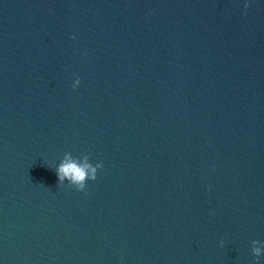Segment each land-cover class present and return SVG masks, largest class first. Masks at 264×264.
Segmentation results:
<instances>
[{
  "label": "water",
  "instance_id": "obj_1",
  "mask_svg": "<svg viewBox=\"0 0 264 264\" xmlns=\"http://www.w3.org/2000/svg\"><path fill=\"white\" fill-rule=\"evenodd\" d=\"M0 264H264V0H0Z\"/></svg>",
  "mask_w": 264,
  "mask_h": 264
},
{
  "label": "clouds",
  "instance_id": "obj_2",
  "mask_svg": "<svg viewBox=\"0 0 264 264\" xmlns=\"http://www.w3.org/2000/svg\"><path fill=\"white\" fill-rule=\"evenodd\" d=\"M247 7V5H245ZM75 39V37H73ZM80 83V79L77 77L73 84V89ZM102 163H96L93 165L89 162V156H84V162L80 163L76 159L70 158L69 154H66L64 161L55 169L58 182L60 184L64 183L65 180L68 181L70 186H75L78 191L86 192V185L88 180L95 181L97 177V170L102 168ZM260 243L258 240L253 241V245ZM222 246V245H221ZM253 255L259 259L261 256V249L259 247H253Z\"/></svg>",
  "mask_w": 264,
  "mask_h": 264
}]
</instances>
